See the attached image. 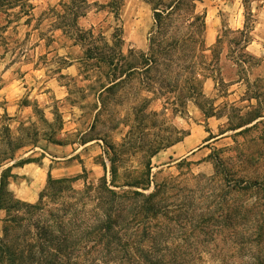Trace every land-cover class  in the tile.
<instances>
[{
    "label": "rangeland",
    "instance_id": "1",
    "mask_svg": "<svg viewBox=\"0 0 264 264\" xmlns=\"http://www.w3.org/2000/svg\"><path fill=\"white\" fill-rule=\"evenodd\" d=\"M63 1L0 0V129L6 127L9 136L29 143L2 169L33 159L12 168L17 176L9 180L8 188L15 198L36 203L48 174L55 179L80 175L73 184L76 190L106 177L107 185L119 191L114 185L141 178L149 161L152 183L145 193L156 183L174 180L185 188L186 203L194 206L202 193L213 209L225 175L222 171L211 181L198 177L215 176L216 160L229 178L264 173V158L246 162L256 151L264 153V124L250 131L243 130L253 124L220 134L227 117L237 118L255 103L250 101L253 93H262L264 102V0H249L247 20L244 0L196 3L197 13L205 20L206 51L201 61L211 69L202 85L203 97L198 85L184 83L190 67L183 72L180 85L159 84L156 81L161 77L153 72L123 74L129 63H139L138 53L149 50L154 21L144 0H116L118 4L87 0L85 15L75 22L63 18ZM246 22L250 41L243 49L245 36L238 31ZM117 28L122 30L121 43L114 44ZM91 46L119 53L118 68L87 59L95 53H87ZM103 86L109 88L101 90ZM203 111L215 116L207 118ZM185 133L191 136L149 158L158 145ZM49 136L59 144L48 140ZM83 140L88 142L83 144ZM251 196L264 199V192L243 194L245 200ZM4 215L0 211V236ZM209 232L199 247L205 252L199 254L193 251L199 242L192 236L184 243L177 240L190 247L188 264L245 260L243 251L232 248V232L225 236L226 230L217 225L209 226ZM175 235L182 236L178 226Z\"/></svg>",
    "mask_w": 264,
    "mask_h": 264
},
{
    "label": "trees",
    "instance_id": "2",
    "mask_svg": "<svg viewBox=\"0 0 264 264\" xmlns=\"http://www.w3.org/2000/svg\"><path fill=\"white\" fill-rule=\"evenodd\" d=\"M144 1L150 5L154 21L148 37L149 50L148 53H138L139 63H129L123 74L127 76L140 70L142 73L153 72L160 75L161 79L156 81L159 84L180 85L183 72L190 67L184 83L198 85V92L203 97L202 85L210 77L211 69L209 64L201 61L206 51L204 15L196 11V3L201 0ZM113 4L118 2L114 0ZM244 4L247 20L250 16L249 0H244ZM61 6L65 9L63 18L75 22L85 15L89 3L87 0H65ZM121 32L120 28L115 29L114 44L121 43ZM238 33L245 36L242 46L245 49L250 41L248 22ZM90 51H95L94 55ZM109 51L91 46L87 59H97L118 68L119 53ZM129 54H133V50ZM108 88L103 86L101 90ZM192 93L196 94V89ZM259 94L256 91L250 96V101L255 103L248 105L243 115L227 117L220 134L253 124L243 130L250 131L264 124V102ZM203 113L207 118L215 116L212 111ZM187 135L189 133L158 145L149 158L181 142ZM50 138L51 142L58 143ZM86 142L82 141L83 144ZM28 144L20 137L9 136L8 129L2 127L0 169L14 161L16 151ZM251 157L246 159L247 163L261 160L264 153L256 151ZM30 162L33 159L26 158L1 170L0 211L5 215L1 219L0 264H188L192 255L190 247L182 246L177 240L184 243L192 236L199 242L193 251L196 254L205 252L199 247L203 244L202 239L211 235L209 226L212 229L214 225L226 230L225 236L232 232V248L243 251L245 256V260L238 264H264V199L256 196L243 198L247 192H264V173L255 177L229 178L224 165L216 160L215 176L198 177L211 181L220 177L222 171L225 175L220 180L219 202L214 210L202 199V193L194 206L190 201L186 203L185 188H180L174 180L156 183L150 193H145L152 183L149 161L141 178L114 185L119 191L107 185L106 177L96 185H85L84 189L76 190L73 184L81 178L80 175L55 179L48 174L46 187L38 201L32 204L15 198L8 188L9 180L17 176L12 173V168ZM111 175H114L113 167ZM218 210L217 216L215 212ZM176 226L182 229V236L175 235ZM222 264L231 263L224 260Z\"/></svg>",
    "mask_w": 264,
    "mask_h": 264
},
{
    "label": "crops",
    "instance_id": "3",
    "mask_svg": "<svg viewBox=\"0 0 264 264\" xmlns=\"http://www.w3.org/2000/svg\"><path fill=\"white\" fill-rule=\"evenodd\" d=\"M205 83H206V82H205ZM205 83H204V84H205ZM190 136H191L190 134H189V135H187V136H186V137H185L183 140H186V139H188ZM183 140H182L181 142H183ZM181 142H180V143H181ZM186 147L188 148V147H190V145H189V144H187V145H186Z\"/></svg>",
    "mask_w": 264,
    "mask_h": 264
}]
</instances>
